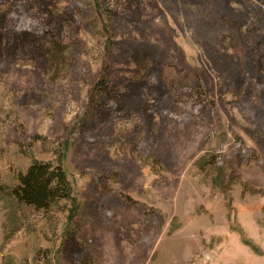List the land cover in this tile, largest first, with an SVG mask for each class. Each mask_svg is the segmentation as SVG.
<instances>
[{
    "label": "rangeland",
    "instance_id": "374dc122",
    "mask_svg": "<svg viewBox=\"0 0 264 264\" xmlns=\"http://www.w3.org/2000/svg\"><path fill=\"white\" fill-rule=\"evenodd\" d=\"M0 264H264V0H0Z\"/></svg>",
    "mask_w": 264,
    "mask_h": 264
},
{
    "label": "trees",
    "instance_id": "16d2710c",
    "mask_svg": "<svg viewBox=\"0 0 264 264\" xmlns=\"http://www.w3.org/2000/svg\"><path fill=\"white\" fill-rule=\"evenodd\" d=\"M44 166L32 165L26 175L21 177L22 186L17 189L18 195L23 197L28 203L42 205L49 200L55 199V193L58 192L64 183L65 175L59 170L51 173L46 172ZM57 180L56 190L49 187L52 180Z\"/></svg>",
    "mask_w": 264,
    "mask_h": 264
}]
</instances>
